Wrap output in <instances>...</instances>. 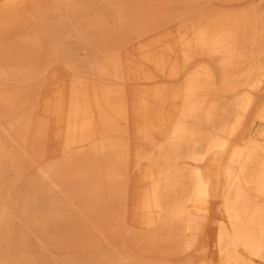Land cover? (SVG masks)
Returning a JSON list of instances; mask_svg holds the SVG:
<instances>
[{
    "label": "bare ground",
    "instance_id": "6f19581e",
    "mask_svg": "<svg viewBox=\"0 0 264 264\" xmlns=\"http://www.w3.org/2000/svg\"><path fill=\"white\" fill-rule=\"evenodd\" d=\"M187 1L0 0V86L14 84L0 89V118L9 142L0 154V179L2 170L25 171L52 145L51 155L62 159L39 169L40 177L70 191L83 207L87 231L108 240L115 230L126 229L121 180L132 125L155 146L138 153L142 164L135 165L136 170L144 167L146 181L137 205L141 224L148 233L166 232L162 239L153 234L151 244L171 253L174 237L202 234L213 184L202 165L211 159L215 178L224 181L217 232L222 264H254L242 254L264 259V104L256 114L255 135L236 146L232 141L256 107L252 92L264 86V0H202L205 10L180 19V11L191 8ZM69 32L81 50L93 46L104 58L92 76L74 74L55 88L38 117L25 108L31 90L24 82L45 69L48 58L70 62L58 40ZM136 44L138 56L132 53ZM181 79L175 89L159 85ZM137 83L151 87L139 89L130 101L128 87ZM6 145L0 138V150ZM156 160L162 161L160 167ZM183 160L192 164L188 170L177 165ZM21 208L30 222L42 214L25 200ZM13 225L5 201L0 241L16 232ZM97 264L114 263L106 257Z\"/></svg>",
    "mask_w": 264,
    "mask_h": 264
},
{
    "label": "rangeland",
    "instance_id": "374dc122",
    "mask_svg": "<svg viewBox=\"0 0 264 264\" xmlns=\"http://www.w3.org/2000/svg\"><path fill=\"white\" fill-rule=\"evenodd\" d=\"M211 3L214 5L215 1ZM186 4H190L191 8L186 10L187 12L180 11L183 13L180 19L195 17L206 9L202 0H190ZM247 5L248 3L243 4V6ZM240 8L242 7L239 6L238 9ZM58 40L62 41L61 50L65 55L64 60H70V62L48 58L47 67L39 71L29 83L24 82V85L31 90L28 89L31 98L26 101L25 108L30 113L37 112L38 117H40V110L46 105V101L53 97L55 88L64 83L68 84L74 74L92 76L95 65L99 64L105 55L99 49H92L93 46L88 51L81 50L74 32H69L66 39L59 36ZM132 53L138 56L137 44L132 48ZM197 60L199 59L195 61ZM195 61L194 64H197ZM181 83L182 79L172 82L162 81L159 82V85L175 89ZM2 85L0 89H11L14 84L6 81ZM147 87L150 89L151 86L141 83L130 84L128 87L129 100L134 101L139 89ZM252 94L256 100V107L250 112L242 128L233 138L232 145L234 146L253 137L258 128L256 114L264 104V86L260 91L252 92ZM221 99L226 101L228 97H221ZM37 120H39L37 123L43 122L42 118ZM3 123L4 120L0 118V138L4 139L7 145L3 146L0 154L8 150L9 147ZM131 126L127 135V165L121 180V186L124 190L126 189L127 194L128 210L127 219L124 221L127 222L126 229L123 232L115 230L109 234L108 240L94 231L91 233L87 231L89 224L83 218V207L79 206L80 203L76 201L71 192L64 186L56 187L40 177L39 169L41 170L46 164L55 166L62 159L60 155H51L53 146L49 144L46 156L36 157V163L30 164L25 171L17 173L9 169L2 170L0 204L7 201V211L12 214L14 224L11 231L16 230V232L10 237L1 238V264H20L15 262L18 257H23L22 264H97L106 257H110L114 264L115 260L118 263L126 264V259L131 263L137 261L139 264H222L217 248V232L218 222L223 220L221 196L224 181L220 175L215 178L217 166L211 163V159L202 165L205 175L213 179L212 198L202 234L183 232L181 236L178 233V236L176 235L177 237L171 241L175 244L173 252L163 253L164 249L161 248V245L156 242L151 244L150 238H153L154 234L157 238L160 235L162 239L166 234L165 230L157 228V230L148 233L141 224L142 213L137 210L138 202L146 187V181L143 178L144 167L141 170L135 168L137 163L142 164L138 161L137 155L145 151H155V146L142 140L135 128ZM53 130L51 125L50 134ZM206 131H210V128H206ZM161 162V160H156V167H160ZM225 162L226 158L224 157L219 165L221 166ZM177 165L188 170L192 164L183 160L177 162ZM154 169L156 168L154 167ZM261 199L264 200V196ZM24 200L26 206L32 211L38 206L42 211V214H37L34 216L35 218H32L34 222L27 221V218L22 217L19 213ZM56 207L62 210L55 212ZM190 242L191 246L184 247V244L187 245ZM242 256L247 261L252 260L254 264H264V259L250 256L246 252H243Z\"/></svg>",
    "mask_w": 264,
    "mask_h": 264
}]
</instances>
